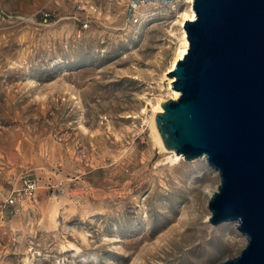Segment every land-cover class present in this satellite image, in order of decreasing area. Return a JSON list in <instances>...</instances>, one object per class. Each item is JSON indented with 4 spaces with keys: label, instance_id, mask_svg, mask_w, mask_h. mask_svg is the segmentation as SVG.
<instances>
[{
    "label": "rangeland",
    "instance_id": "1",
    "mask_svg": "<svg viewBox=\"0 0 264 264\" xmlns=\"http://www.w3.org/2000/svg\"><path fill=\"white\" fill-rule=\"evenodd\" d=\"M125 3L0 0V264H217L245 242L235 221L198 237L218 173L168 161L146 120L187 0L136 22ZM174 227L183 245L163 258Z\"/></svg>",
    "mask_w": 264,
    "mask_h": 264
},
{
    "label": "water",
    "instance_id": "2",
    "mask_svg": "<svg viewBox=\"0 0 264 264\" xmlns=\"http://www.w3.org/2000/svg\"><path fill=\"white\" fill-rule=\"evenodd\" d=\"M188 46L174 67L178 96L154 121L164 147L204 156L218 182L209 221H235L238 253L217 264H264V0H192Z\"/></svg>",
    "mask_w": 264,
    "mask_h": 264
},
{
    "label": "bare ground",
    "instance_id": "3",
    "mask_svg": "<svg viewBox=\"0 0 264 264\" xmlns=\"http://www.w3.org/2000/svg\"><path fill=\"white\" fill-rule=\"evenodd\" d=\"M188 5H187V9L185 11H183L181 13V18H180V34H179V43L177 44L174 54L170 60L169 65L166 67V69L164 70L163 76H165V78H167V87L169 89V97H177L179 91L174 89L173 87H171V82L174 78L173 75H167L165 72H168L169 70H171L174 65L175 62L181 58L183 56V54L186 52L187 46H188V41H187V37H186V33L185 30L183 28V22L185 19H193L194 18V11L191 7V2L192 0H187ZM164 98H157L156 99V103L153 105V111L150 114L149 117H147V124L149 126V131H150V135L151 138L153 140V143L159 148V150L166 152V159H168V161L173 162V163H181V161L183 160L182 154L180 153H176L173 149H168L166 147H164L162 139L159 135V132L157 130V127L155 125V121H154V114L156 111H160L162 110L160 102L163 101ZM203 159L205 160L204 156H200L197 157L195 159H192L188 162L191 163H196L198 160ZM178 181H180L178 179ZM177 181V182H178ZM218 182V181H217ZM217 183L214 184H206L204 185V201L203 204L204 206H207V198L208 196L214 191V189L216 188ZM209 216H210V211L207 208V211L205 213V219H204V227L205 230L203 232L199 231L198 237L201 239L204 235L212 232L213 230H218V226L219 224H212L209 221ZM214 225V226H213ZM174 231L170 230L167 233L166 239L170 240L172 242L173 248H171V252H167L164 254L163 258H165L167 256V254H172V252L177 251L178 249H180V247L183 245L182 240L177 239L176 234H178L179 230L177 229V227L173 228ZM187 234V233H186ZM197 237V238H198ZM230 239H233L232 236H230Z\"/></svg>",
    "mask_w": 264,
    "mask_h": 264
},
{
    "label": "built area",
    "instance_id": "4",
    "mask_svg": "<svg viewBox=\"0 0 264 264\" xmlns=\"http://www.w3.org/2000/svg\"><path fill=\"white\" fill-rule=\"evenodd\" d=\"M165 0H126L125 3V20L129 22H136L141 16L142 7L148 4H159L163 3ZM36 189V181L29 175H24L21 178V188L20 191L30 198ZM17 199V191L12 189L9 194L4 199V205H12Z\"/></svg>",
    "mask_w": 264,
    "mask_h": 264
},
{
    "label": "crops",
    "instance_id": "5",
    "mask_svg": "<svg viewBox=\"0 0 264 264\" xmlns=\"http://www.w3.org/2000/svg\"><path fill=\"white\" fill-rule=\"evenodd\" d=\"M0 190H1V188H0Z\"/></svg>",
    "mask_w": 264,
    "mask_h": 264
}]
</instances>
